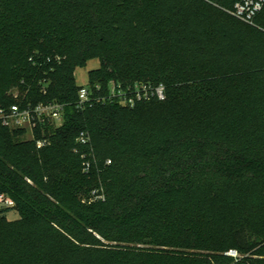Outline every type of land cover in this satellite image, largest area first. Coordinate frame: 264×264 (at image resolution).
Returning a JSON list of instances; mask_svg holds the SVG:
<instances>
[{"label": "trees", "instance_id": "trees-1", "mask_svg": "<svg viewBox=\"0 0 264 264\" xmlns=\"http://www.w3.org/2000/svg\"><path fill=\"white\" fill-rule=\"evenodd\" d=\"M238 1L0 0V106L65 108L43 147L0 127V264H264V7ZM93 59L105 99L81 108ZM112 80L166 98L125 106Z\"/></svg>", "mask_w": 264, "mask_h": 264}, {"label": "built area", "instance_id": "built-area-1", "mask_svg": "<svg viewBox=\"0 0 264 264\" xmlns=\"http://www.w3.org/2000/svg\"><path fill=\"white\" fill-rule=\"evenodd\" d=\"M264 0H240L231 9H226L235 17L253 23L256 15L263 9ZM102 90L100 83L81 85L78 91V107L92 104L96 97L104 100L99 94ZM108 93L111 99L125 106L134 107L138 102L151 100L153 98L164 100L166 98V86L163 83L153 84L149 81H135L122 83L112 80L109 84ZM64 104L59 101L41 102L38 104L14 103L10 106H0V127L11 129H24L26 133L35 138V131L40 124H51L59 127L64 122ZM89 141L87 133L81 132L77 137V143L86 144ZM48 143L47 138L39 139L37 145L42 147ZM76 152L80 150L76 147ZM84 154L82 157L84 158ZM110 162V160L108 161ZM89 161L85 162V170L89 169ZM15 202L5 194H0V208L12 207ZM228 255L239 257L236 250H230Z\"/></svg>", "mask_w": 264, "mask_h": 264}, {"label": "rangeland", "instance_id": "rangeland-1", "mask_svg": "<svg viewBox=\"0 0 264 264\" xmlns=\"http://www.w3.org/2000/svg\"><path fill=\"white\" fill-rule=\"evenodd\" d=\"M98 66H99V60L98 59H93V60L89 61L86 66L77 68V70L75 72L77 83L79 85L87 84L89 82V76H88L89 70L92 69V68L98 67ZM8 94L11 95L14 98H19L20 95H21L20 90L18 88H13V89L9 90ZM21 134L23 135L24 138L31 139V140L34 139V138H31V136H29L26 133V131H25V133H21ZM39 139H43V138H41V137L38 138L36 136V133H35L36 142H38ZM51 142H52L51 138H48V143L47 144H49ZM37 147L39 148L38 145H37ZM7 217L10 220H14V219H17L19 217V214H18V212L16 210H12V211H10L7 214ZM240 256H242V255H240Z\"/></svg>", "mask_w": 264, "mask_h": 264}]
</instances>
